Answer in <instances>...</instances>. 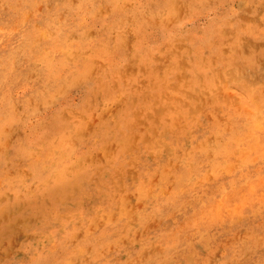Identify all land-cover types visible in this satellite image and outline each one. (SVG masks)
I'll return each instance as SVG.
<instances>
[{
    "label": "rangeland",
    "instance_id": "rangeland-1",
    "mask_svg": "<svg viewBox=\"0 0 264 264\" xmlns=\"http://www.w3.org/2000/svg\"><path fill=\"white\" fill-rule=\"evenodd\" d=\"M170 3L172 0H156L148 5L153 13H159L148 27L143 25L145 17L136 11L134 4H127L123 11H114L112 0H0V179L5 181L0 188V207L6 206L0 212V264H30L31 257L43 247L45 237L54 228L58 229L56 239H62V225L54 219L57 211L65 217L69 212L82 211L75 223L79 229L77 240L83 239L89 230L99 235L105 230V223L96 212L100 204L97 189L102 181L111 180L113 173L127 185L128 207L133 211L142 208L137 205L135 192L142 174L154 170L158 161L163 163L172 152L170 145L165 146L163 153L154 151L153 144L156 139L175 143V133L165 127L171 123L166 115L168 108L156 107L154 103L149 111L148 98L155 86L147 77L152 71L163 78L171 65L173 71L168 79L172 89L186 91L189 84L185 82L193 80L195 71L190 57L172 64L171 56L159 55L153 57L155 63L149 69L146 60H142L148 47H143L140 53L135 48L142 27H147V45L161 51L169 46L170 39L181 35L188 38L191 33L204 35L209 29L220 31L224 43L231 46L223 49L225 57L234 51L242 60L251 58L256 65L264 67V0H176L169 21L164 17L169 15ZM81 9V15L96 13L94 21L90 18L94 27L84 36H81L84 29L77 26V12ZM53 21L65 23L70 39L104 38L111 48L117 44V33H122L127 43L126 51L119 57L120 80L111 82L104 75L106 65L100 61L94 62L97 67L87 79L49 80L46 69L36 65L26 53L37 40L39 30ZM187 46L183 42L178 44L179 48ZM199 80L203 81V74ZM182 83L185 89L180 88ZM186 94L195 98L190 92ZM129 119L132 124H128ZM77 125L75 145L81 151L95 149L97 165L83 191L76 197L52 193L17 203L16 191L24 189L19 179L22 177L26 185L36 180L30 169L34 154ZM203 131L197 129L198 138H203L200 135ZM128 143L131 148L124 150ZM14 178V185L6 182ZM262 225L264 217L249 214L240 223L225 225L206 236L189 235L185 241L187 251L196 254L189 259H194L195 264H203L204 260L221 264L232 258L235 244L242 254L241 264H264V247H255L249 239L264 235ZM132 226L139 227L138 215L133 217ZM72 228L69 224L68 229ZM107 230L113 229L108 226ZM135 239H140L139 233ZM140 247L139 243L124 240L123 247L114 245L105 259L111 264H122L129 258V251L135 255ZM181 264L188 261L181 259Z\"/></svg>",
    "mask_w": 264,
    "mask_h": 264
},
{
    "label": "clouds",
    "instance_id": "clouds-1",
    "mask_svg": "<svg viewBox=\"0 0 264 264\" xmlns=\"http://www.w3.org/2000/svg\"><path fill=\"white\" fill-rule=\"evenodd\" d=\"M154 2L156 0H112L114 11H123L127 4H134L136 11L145 17L143 25L148 27L159 15L148 7ZM175 2L172 0L169 4V15L164 19L170 21ZM82 11L77 12V26L84 29L81 33L84 36L94 27L90 18L94 21L96 13L81 15ZM70 35V32L66 34L64 22L53 21L39 30L37 40L26 54L36 65L46 69L52 81L87 79L97 67L95 61L106 65L104 75L111 82L120 80L122 62L119 57L126 51L127 43L122 33H117L114 48L104 38L84 41L70 39ZM147 36V27H142L135 48L140 53L143 47H148L142 60H146L149 69L156 55L171 56L172 64L190 57L189 62L195 69L193 80L185 82L189 84L186 91L172 89L168 79L173 71L171 65L163 78L152 71L147 77L155 86L148 98L149 111L154 103L156 107H167L166 115L171 123L165 127L175 133V143L156 139L153 150L163 153L165 146L170 145L171 155L163 163L158 161L154 170L142 174L135 189L137 205L142 208L135 211L128 207L127 185L120 176L113 173L111 180L101 182L97 189L100 204L96 212L98 219L104 221L105 230L99 235L89 230L83 239L77 240L79 229L75 228V223L82 211L69 212L67 217L57 211L54 219L62 225L63 238L56 239L58 229L54 228L45 237L43 247L31 257L30 264H111L105 259L106 254L114 245L123 247L124 240L139 243L141 247L135 255L129 251V258L122 264H181V259L195 264L189 256L196 254L188 253L185 244L189 235L206 236L225 225L240 223L249 214L264 217V67L256 65L251 58L242 60L234 51L225 57L223 49L231 46L224 43L225 37L220 31L209 29L204 35L191 33L188 38L181 35L170 39L163 51L148 46ZM181 42L188 46L179 48ZM206 51L211 54L206 55ZM200 74H203L202 82ZM185 83L180 85L181 89H185ZM161 122L164 123L163 118ZM132 123L129 119L128 124ZM197 129L204 130L200 133L203 138H198ZM78 132L79 125L70 127L49 142L46 149L42 147L34 154L30 169L36 180L26 185L22 177L19 179L24 189L16 191L17 203L52 193L76 197L83 191L89 174L97 165L95 149L81 151L76 147ZM129 148L130 143L124 150ZM6 182L14 185L16 181L14 178ZM4 183L0 179V188ZM5 210L6 206L0 207V212ZM136 215L139 227L134 228L132 221ZM69 224L73 225L71 230ZM108 226L113 230L108 231ZM137 233L139 240L135 239ZM249 239L254 241L255 247H264V235H253ZM232 248V258L221 264H241L239 246L233 244ZM203 264H211V261L204 260Z\"/></svg>",
    "mask_w": 264,
    "mask_h": 264
},
{
    "label": "bare ground",
    "instance_id": "bare-ground-1",
    "mask_svg": "<svg viewBox=\"0 0 264 264\" xmlns=\"http://www.w3.org/2000/svg\"><path fill=\"white\" fill-rule=\"evenodd\" d=\"M168 31V30H167ZM117 41V40H116ZM136 43V42H135ZM130 52V51H129ZM67 86V85H66ZM124 86V85H123ZM59 95V94H58ZM54 97V96H53ZM6 122V121H5ZM39 124V123H38ZM6 126V125H5ZM36 126V125H34ZM103 131V130H102ZM52 132V131H51ZM11 133V132H10ZM3 141V140H2ZM3 144V143H2ZM45 145V144H44ZM32 154V153H31ZM22 156V155H21ZM25 167V166H24ZM155 167V166H154ZM115 171V170H114ZM29 244V243H28Z\"/></svg>",
    "mask_w": 264,
    "mask_h": 264
}]
</instances>
